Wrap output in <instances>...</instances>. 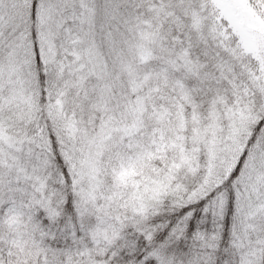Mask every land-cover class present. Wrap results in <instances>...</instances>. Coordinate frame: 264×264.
<instances>
[{
    "label": "snow or ice",
    "instance_id": "6c2138e0",
    "mask_svg": "<svg viewBox=\"0 0 264 264\" xmlns=\"http://www.w3.org/2000/svg\"><path fill=\"white\" fill-rule=\"evenodd\" d=\"M0 264H264V0H0Z\"/></svg>",
    "mask_w": 264,
    "mask_h": 264
}]
</instances>
